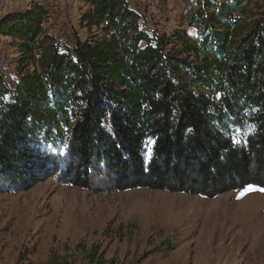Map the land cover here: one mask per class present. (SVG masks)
Returning a JSON list of instances; mask_svg holds the SVG:
<instances>
[{
	"label": "trees",
	"instance_id": "obj_1",
	"mask_svg": "<svg viewBox=\"0 0 264 264\" xmlns=\"http://www.w3.org/2000/svg\"><path fill=\"white\" fill-rule=\"evenodd\" d=\"M85 1L81 22L102 35L65 51L45 33L40 5L0 19V34L19 38L37 66L15 85L0 74V191L46 178L207 199L264 188V3L198 0L186 21L196 34L172 35L183 45L174 50L141 28L128 0ZM85 259L112 264L100 245Z\"/></svg>",
	"mask_w": 264,
	"mask_h": 264
},
{
	"label": "rangeland",
	"instance_id": "obj_2",
	"mask_svg": "<svg viewBox=\"0 0 264 264\" xmlns=\"http://www.w3.org/2000/svg\"><path fill=\"white\" fill-rule=\"evenodd\" d=\"M197 1L128 0L141 15V28L166 35L174 50L183 45L172 35L196 34L186 21ZM24 2L9 10L0 0V19L40 5L47 13L45 33L64 51L76 39L102 35L81 22L90 9L85 0ZM263 3L249 6L256 10ZM19 42L0 34V74L10 85L37 67ZM252 187L257 190L247 186L207 199L151 188L93 192L46 178L26 191H0V264H46L62 256L88 264L85 251L92 245H100L112 264H264V188Z\"/></svg>",
	"mask_w": 264,
	"mask_h": 264
},
{
	"label": "built area",
	"instance_id": "obj_3",
	"mask_svg": "<svg viewBox=\"0 0 264 264\" xmlns=\"http://www.w3.org/2000/svg\"><path fill=\"white\" fill-rule=\"evenodd\" d=\"M22 0H5V6L10 10L12 8H19Z\"/></svg>",
	"mask_w": 264,
	"mask_h": 264
},
{
	"label": "crops",
	"instance_id": "obj_4",
	"mask_svg": "<svg viewBox=\"0 0 264 264\" xmlns=\"http://www.w3.org/2000/svg\"><path fill=\"white\" fill-rule=\"evenodd\" d=\"M55 2H57V3L58 2H64V3L70 4V3H72V0H55Z\"/></svg>",
	"mask_w": 264,
	"mask_h": 264
},
{
	"label": "snow or ice",
	"instance_id": "obj_5",
	"mask_svg": "<svg viewBox=\"0 0 264 264\" xmlns=\"http://www.w3.org/2000/svg\"><path fill=\"white\" fill-rule=\"evenodd\" d=\"M149 155H150V153H149ZM247 190H257V189H255V188L252 187V186H249V188H248ZM260 190H264V189H260Z\"/></svg>",
	"mask_w": 264,
	"mask_h": 264
},
{
	"label": "bare ground",
	"instance_id": "obj_6",
	"mask_svg": "<svg viewBox=\"0 0 264 264\" xmlns=\"http://www.w3.org/2000/svg\"><path fill=\"white\" fill-rule=\"evenodd\" d=\"M24 1H25V0H22V1L20 2V4L25 3ZM225 226H227V225H225ZM225 226H224V227H225ZM222 227H223V226H222ZM222 229H223V228H222ZM222 231H223V230H222ZM220 232H221V231H220Z\"/></svg>",
	"mask_w": 264,
	"mask_h": 264
}]
</instances>
